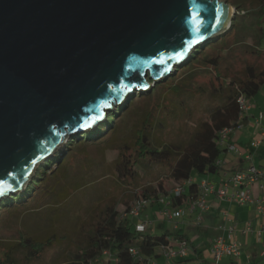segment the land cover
Here are the masks:
<instances>
[{
  "label": "water",
  "instance_id": "water-1",
  "mask_svg": "<svg viewBox=\"0 0 264 264\" xmlns=\"http://www.w3.org/2000/svg\"><path fill=\"white\" fill-rule=\"evenodd\" d=\"M227 0H0V187L228 30ZM153 81L151 83L150 80Z\"/></svg>",
  "mask_w": 264,
  "mask_h": 264
},
{
  "label": "trees",
  "instance_id": "trees-1",
  "mask_svg": "<svg viewBox=\"0 0 264 264\" xmlns=\"http://www.w3.org/2000/svg\"><path fill=\"white\" fill-rule=\"evenodd\" d=\"M236 7L240 8V6ZM246 14L247 12L236 13L228 30L232 31L235 37H239L235 42L246 43V33L241 35L240 32L243 18L240 23L237 22L238 16ZM251 14L249 23L260 25L264 21V0H259L258 9ZM263 35L264 31L260 28L258 39ZM221 43H225L223 36L200 45L187 61V66L182 67L181 70L178 68L177 71L186 72V77L193 81L199 72V69L195 68L197 63L204 61L213 68H219L223 57L219 55L210 57L207 52ZM258 43L259 40H256V44ZM252 48L251 55L255 60L244 67L241 76L230 78L226 85L220 81L219 87L212 82L211 92L224 96V100L208 119L200 122L184 144L175 141L166 142L160 137L159 132H162L167 125L159 118V113L168 106L159 101L162 96L165 101L167 93L161 96L157 91L168 90L171 96L167 100L176 108L186 104V98L192 95L190 93L205 91L192 89L190 84L183 81L172 85L171 77L164 85V81L160 82V85L156 83L151 92L144 94L143 98L146 102L156 99L148 110L142 107L134 109L136 102L142 99V94L137 95L112 112L109 120L102 122L95 130L84 132L82 138L73 137L67 148V157H63L62 154L49 160L48 167L40 169L25 195L0 202V211L10 212L20 222L19 229L13 231L19 234L18 238L5 242L0 240V264H35L43 261L49 250H53L50 259L52 264H59V261L65 262L64 264H141L132 255L130 251L132 246H137L143 254L151 256L155 254L157 246L167 244L169 240L166 234L158 235L148 233L147 230L144 232L134 230L133 225L136 222L131 216L121 214L118 203H126V211H128L131 205L127 199L129 196H132L133 200L153 198V202L158 197L159 193H154L152 186L142 187L140 190L138 185L136 187L139 183L138 164L154 168L158 163H169L168 176L171 179L181 182L193 178L194 182L189 186V195L184 197L185 200L196 195L197 180L194 173L197 176L214 174L222 168L218 160L225 149L218 143L219 133L238 119L237 97L244 93L249 100H252L264 85V54L259 52L257 45ZM217 77L219 78V75ZM184 78L185 76H182L179 79ZM184 95H187L185 99ZM176 108L170 112H175ZM132 111L139 116L128 123ZM128 124L130 127L124 129L128 134L127 137H121L122 126L126 127ZM90 146L117 151L114 160L115 186L121 190V199L116 204L107 205L98 213L93 211L92 214H88L86 211L82 218L81 215H76L78 221L72 222L69 226L68 223L63 224L60 218L67 216L66 219H70L72 214V210L65 206V202L72 200L78 204L76 194L79 191L86 187H102L104 184L98 179V175L89 173L93 160L89 153ZM77 163L84 166L81 171ZM51 164L53 165L50 168ZM131 189L133 194H129ZM179 201L180 199L173 205H177ZM59 206H63L64 210L53 219L55 216L49 215L48 210ZM82 208L80 207V210L83 213ZM33 225H37L38 228L45 226L46 230L43 234H36ZM104 251H108L109 255H105ZM105 257L107 263L103 262Z\"/></svg>",
  "mask_w": 264,
  "mask_h": 264
},
{
  "label": "rangeland",
  "instance_id": "rangeland-1",
  "mask_svg": "<svg viewBox=\"0 0 264 264\" xmlns=\"http://www.w3.org/2000/svg\"><path fill=\"white\" fill-rule=\"evenodd\" d=\"M233 7L236 8V13L241 10H245L247 12L246 15L244 16H238L237 22L240 23L241 19L243 18V27L241 35L246 33L245 41L246 43H238L235 42V39H237L238 36H234L232 31H224L221 34L213 37L212 39H217L220 36H223V40L225 41L224 44L221 43V45H218L215 48H212V50H209L207 53L210 57L214 56H222V61L220 64L219 68H213V66L207 65L206 62H200L195 65V68L199 69V72L196 74L194 77V80H190L187 78L186 72H181L180 70L182 67L187 66V63H184L183 65H178L175 68V71H172L171 75L167 78L161 79L160 82L164 81L163 85L165 82L171 77L173 82H171L172 85H174L177 82H185L187 84H190V87L192 89H197V90H204V93H190L192 94L189 97H185L187 95H184V99L186 98V104L183 106H180L176 108V106L171 103L168 99V97L171 96L170 92L168 90H160L157 91V93H160L159 95H163V93H167L165 95V101L162 98L159 100L162 102V104H167L168 108L162 110V112L159 113V118L163 119L166 123V128L163 129V131L159 132L160 137L162 138L163 141L169 142V141H175L176 143L179 144H184L186 143L190 137L192 136L193 132L196 130L197 126L200 124V122L208 119L211 115V113L216 109L217 106L221 105L224 96L221 95H215L214 93L211 92L212 90V82L219 87L220 81H223V83H228V80L236 75L241 76L244 70V67L251 62H254L255 57L251 55L252 53V47L257 45V49L259 52L264 54V35L260 39H258L257 34L259 35V30L260 28L263 29L264 31V21L260 23V25H257L256 23H249L252 14L251 12H254L258 9L259 7V0H227ZM240 8L238 9V7ZM250 11V13H248ZM235 13V15H236ZM238 15V14H237ZM254 15V14H253ZM234 20V19H233ZM239 38V37H238ZM211 39V40H212ZM210 40V41H211ZM256 40H259V43L256 44ZM208 41L207 43H209ZM180 69L177 71V69ZM219 75V78L217 77ZM182 76H185L183 80H180ZM150 80V79H149ZM151 83H153L152 80H150ZM160 82L159 85H160ZM154 88V87H153ZM153 88L151 90H153ZM151 90H136L134 92H131L129 95L125 97L123 102L121 103H115L112 105V107L107 110V115L104 117L103 120L100 121L99 124L95 125L94 127L86 130H95L98 128V126L102 122H107L109 120V115L112 112H115L118 108L126 104L130 98H135L137 95H141L142 99L136 102L134 109L139 108H144L148 110L151 105H153L156 101L150 100L149 102H146V100L143 98L144 94L151 92ZM184 90V89H182ZM264 89L260 91L255 97L252 98L253 102L255 105H261L264 102ZM180 98V97H179ZM177 100V98H176ZM158 102V101H157ZM149 105H148V104ZM258 103V104H257ZM175 109V112H170V110ZM130 116L128 117L129 121L128 123L134 121L135 119L138 118V115H135L134 112L132 111ZM127 120V118H126ZM130 127V124H128L126 127L123 125L121 130H120V136L122 137H127V133L124 132V129H128ZM85 131V132H86ZM84 133V132H83ZM83 133H75L72 136H68L66 141L53 153V155L38 163L37 166L35 167L32 175L30 178L27 180L25 185L20 191H16L8 196H4L0 199V202L5 200V199H13L17 198L19 196L25 195L30 189V186L32 184V181L36 178L38 172L42 167L47 166L48 161L51 159H55L57 156H62L67 157L68 152L67 148L69 146L70 141L73 139V137L77 138H82L81 136ZM227 152V151H226ZM223 152L221 155L222 156L226 153ZM89 153L90 156L92 157V164L90 167V172L92 174L98 175V179L104 182V186L102 187H86L85 189L79 191L77 195V201L78 204L74 203L72 200L66 201L65 206L68 207L69 209L72 210V214H70V219H66L67 216L64 218L60 216L62 219L63 224H67L70 226L72 222H77L78 219L75 218L76 215H81V218L84 217V212H88L92 214V212H99L100 210L104 209L107 205L111 204H116L118 201L121 199V190L117 189L115 186V165H114V160L117 156V151L112 150L111 148H107L105 150L97 147V146H90L89 148ZM231 155H234L233 153L229 152ZM236 156V155H234ZM240 157V156H237ZM169 163H158L154 168H150V166L138 164L137 165V170L139 173L138 181L139 183L136 184V187L138 185V189H142V187H150L152 186V190L154 193H159L158 197L160 195H167L170 193L171 190H173L178 182L171 179L168 174H169ZM53 164L50 165V168ZM79 165V170L81 171L84 166H82L80 163H77ZM48 167V166H47ZM222 170V169H221ZM223 171V170H222ZM229 174V173H228ZM233 173H230L229 176H232ZM196 175V173H194ZM227 175V174H226ZM218 177V175L216 174ZM225 176V177H229ZM135 183V182H134ZM160 184H162L160 186ZM135 184L133 185V187ZM129 194L132 193V189L129 192ZM132 196L127 197V199L130 201L131 205L128 207L130 209L134 202L136 200H133ZM185 201V199H183ZM156 202H152L150 205L154 204ZM188 202L185 203V205H181L183 208H188ZM161 205V204H160ZM83 207V213L80 210V207ZM118 207L121 211V214L124 215L126 213L127 209V204L122 202L118 203ZM147 207V206H146ZM63 206H59L58 208H52L48 210L49 215H53L56 218L58 217L59 213L63 212ZM160 210H164V206L161 205L159 207ZM169 210H173L172 206L169 207ZM144 211V209H143ZM142 211V212H143ZM198 212V211H197ZM201 215V214H200ZM0 240L9 241L12 239H16L19 237V234L17 232H13L14 230L19 229L20 227V222L17 220V218L13 217L10 212L7 211H0ZM185 217L182 216L181 218L175 219L172 222H167L168 226L170 227V231L172 233L175 232V224H179L182 219ZM151 220H153L154 224L159 221L158 219H155L154 217H151ZM179 222V223H178ZM1 223H5L3 226ZM28 224V223H27ZM158 225V224H155ZM65 225H63L64 227ZM66 227V226H65ZM32 228L35 230L36 234H43V232L46 230V227L43 226L42 228H38L37 225H33ZM152 228V227H150ZM149 228V229H150ZM64 229V228H63ZM133 229L136 230V225H133ZM155 232L157 233H162L163 229L157 228L154 229ZM173 237V234H171ZM170 236V235H169ZM77 238V236H76ZM17 241V240H15ZM53 256V250H49L46 255L44 256L43 261H38L35 264H52L51 262V257ZM61 260V259H60ZM49 261V263H47ZM264 263V259L261 258L260 262ZM59 264H64L65 262L59 261ZM104 263H107V259H103Z\"/></svg>",
  "mask_w": 264,
  "mask_h": 264
},
{
  "label": "built area",
  "instance_id": "built-area-1",
  "mask_svg": "<svg viewBox=\"0 0 264 264\" xmlns=\"http://www.w3.org/2000/svg\"><path fill=\"white\" fill-rule=\"evenodd\" d=\"M245 12V10L238 11V13L242 14ZM237 103L239 106L238 119L232 125L227 126L220 131L218 143L220 146L224 147L225 152H231L234 155L243 157L244 159L253 160V151L258 149L264 143V127L261 128V133L252 140L248 149L244 150L240 145L234 142L232 140L233 134L237 130L244 127L246 120L249 119L250 109L252 108L251 100H249L244 93L237 97ZM263 120L264 111H260L254 120V124L261 125ZM218 162L220 164L223 163L221 158ZM263 178L264 170L252 163L246 169L234 172V174L230 177H223L219 180L203 178L200 181H197L196 195L189 197L188 200L190 202L188 208L186 209L181 206L175 207L176 205H173V203H175L178 199L183 200L185 196L189 195V186L194 182L193 178L178 182L177 186L171 190L169 194L160 195L155 198V201L164 206V210H160L161 215L164 218L174 220L180 218L186 212L194 213L195 211H209L212 207V202L209 198L210 195H214L222 201H227L237 205L256 203L263 224L264 183L261 182ZM152 202L153 198H139L124 214V216H131L133 219H139V221L135 223L136 230L139 232L146 231L149 225L152 224L150 219L140 218L143 209ZM170 206H172L173 210H169ZM196 221L199 223L201 221V217L197 216ZM220 228L223 230L228 229L230 233H233L236 225H221ZM251 231H253V227L251 223H248L243 229V233L248 234ZM261 233L262 229H259L258 235ZM168 240L167 244H161L159 246L162 256L166 260V264H172L174 260L188 256L191 250L189 240L174 236L168 237ZM130 251L141 264H161L153 258L152 255L148 256L143 254L137 246H132ZM210 251L212 258L216 262H219L224 256H230L238 260L242 255V244L233 239L227 242L223 236H219L213 241ZM104 254L109 255L108 251H104ZM261 255L264 259V250ZM237 264L242 263L237 262Z\"/></svg>",
  "mask_w": 264,
  "mask_h": 264
},
{
  "label": "crops",
  "instance_id": "crops-1",
  "mask_svg": "<svg viewBox=\"0 0 264 264\" xmlns=\"http://www.w3.org/2000/svg\"><path fill=\"white\" fill-rule=\"evenodd\" d=\"M263 89L264 85L260 91ZM251 103L252 108L250 109L249 119L246 120L244 127L237 130L232 136V140L240 145L244 150L250 147L252 140L261 133V128L264 127V120L261 125L254 124V120L259 112L264 111V102L261 105L258 103V105H255L253 100H251ZM222 161L223 163L221 164V169L223 171L220 169L214 174L200 176H197L196 174L194 177L197 181H200L203 178L219 180L225 176H229L230 173L234 174V172L238 170L246 169L252 163L264 170V143L258 149L253 151V160L244 159L241 156L237 157V155L234 156L229 152H226L222 156ZM261 182L264 183V178ZM209 198L212 202L211 209L204 212H186L182 215L185 218L182 219L180 223L178 222V225L175 224L174 233L170 231V227L167 225V222H172L174 219L164 218L161 215L159 208L161 205L157 201H155L156 203L151 206L144 208L141 218H148L151 220V217H154L159 220L155 223L158 225H155L153 220H151L152 224H150L147 228L148 233L158 235L166 234L167 237H171V234H173L174 237H183L189 240L191 250L188 256L185 258H178L174 260L172 264H237V262H241L242 264H264L263 261L260 262L262 258L261 254L264 250V223L262 224L263 221L261 220L257 204L248 203L244 205H237L227 201H222L214 195H210ZM186 202H188L187 205L189 206V200H180L175 207L185 205ZM197 216L201 217V221L199 223L196 221ZM133 220L134 222L139 221L138 218H134ZM248 223H251L253 231L245 234L243 233V229ZM231 224L236 225L233 233H230L228 229L223 230L220 228L221 225L230 226ZM156 227L163 229L162 233L159 234L155 232L154 229H156ZM259 229H262V233L260 235H258ZM219 236H223L227 242L233 239L242 244V255L240 259L237 260L230 256H224L219 262H216L212 258L210 251L212 243ZM152 257L159 263L166 264V260L162 256L159 246L156 247V252L152 255Z\"/></svg>",
  "mask_w": 264,
  "mask_h": 264
},
{
  "label": "bare ground",
  "instance_id": "bare-ground-1",
  "mask_svg": "<svg viewBox=\"0 0 264 264\" xmlns=\"http://www.w3.org/2000/svg\"><path fill=\"white\" fill-rule=\"evenodd\" d=\"M230 7H231V14H230V17H229V19L227 21V24L231 22L232 17H233V13L235 11V7H233V5H231Z\"/></svg>",
  "mask_w": 264,
  "mask_h": 264
},
{
  "label": "snow or ice",
  "instance_id": "snow-or-ice-1",
  "mask_svg": "<svg viewBox=\"0 0 264 264\" xmlns=\"http://www.w3.org/2000/svg\"><path fill=\"white\" fill-rule=\"evenodd\" d=\"M3 194H4V192H3V188L0 187V195H3Z\"/></svg>",
  "mask_w": 264,
  "mask_h": 264
}]
</instances>
